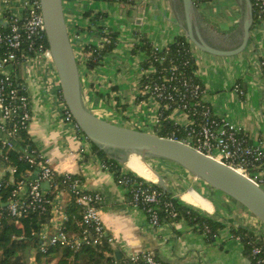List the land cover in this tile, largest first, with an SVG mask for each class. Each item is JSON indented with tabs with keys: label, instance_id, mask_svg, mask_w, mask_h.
I'll return each mask as SVG.
<instances>
[{
	"label": "crops",
	"instance_id": "1",
	"mask_svg": "<svg viewBox=\"0 0 264 264\" xmlns=\"http://www.w3.org/2000/svg\"><path fill=\"white\" fill-rule=\"evenodd\" d=\"M20 2L0 0V21L5 20L7 13H19ZM62 5L85 106L110 123L154 133L159 105L151 102L155 113L153 120L150 118L152 129L142 128L148 125L139 114L147 99L139 97L141 64L146 54L134 52L133 48L141 43V36L159 47L178 35L186 36L182 0H131L125 4L106 0H62ZM85 12H90L91 16L96 12H104V15L92 21ZM243 15L242 0H203L196 5L197 30L210 47L229 53L242 43ZM100 30L116 32L117 43L101 64L86 68L79 49L86 44H100ZM249 34L245 47L236 54H214L199 49L188 39L196 64L194 74L204 88L201 99L215 116L224 118L250 142L264 149V74L261 68L264 26L253 22ZM18 69V78L30 98L31 112L28 142L19 149L48 158L58 174L80 175L84 190L100 193L98 212L106 233L112 238L110 245L114 253L119 252L118 258L132 252L150 251L164 264H251L244 244L231 230L241 227L256 237H264L263 222L171 160L146 157L147 164L139 158L127 165L121 162L125 169L153 182L182 204L221 222L223 228L209 238L185 219L150 225L144 211L129 202L127 189L103 167L102 160L92 150L91 141L79 133L73 121L64 118L66 105L53 63L37 57L22 63ZM236 85L242 94L236 90ZM170 117L181 126L188 123L180 110H172ZM1 152L0 145V179L9 168ZM45 182L41 183V188L46 193L49 184ZM55 199L59 209H51V217L42 224L45 236L56 231L62 219L59 212L69 202L70 195L61 191Z\"/></svg>",
	"mask_w": 264,
	"mask_h": 264
},
{
	"label": "built area",
	"instance_id": "2",
	"mask_svg": "<svg viewBox=\"0 0 264 264\" xmlns=\"http://www.w3.org/2000/svg\"><path fill=\"white\" fill-rule=\"evenodd\" d=\"M126 1L129 3L131 0ZM253 22L264 26V0H254ZM0 26L2 27L0 30V131L3 133L0 145L2 148H11L18 138V133L27 130L31 118L29 95L24 86L18 89V84L15 85L14 80L17 78L14 74L22 63L33 58L39 57L45 62H53L49 47L44 45L47 38L39 0H21L20 12L7 13L5 20L0 21ZM163 48L164 46L152 44L150 53L146 57ZM163 59L162 55L159 61ZM184 65L188 66V62L185 61ZM261 68L264 74V59L261 60ZM192 74L191 76L185 74L176 64L162 68L159 73L154 65H149L148 68L142 69L141 79L147 75H150V78L143 83L140 79L139 95L152 97L158 101L159 106L163 103L165 108L174 103L173 110H180L188 120L185 126L176 123L177 128L183 127L187 132L185 138L179 141L236 169L256 184L263 186L264 149L250 142L244 133L231 126L224 118L213 114L211 107L201 99L204 92L201 82L194 72ZM236 90L240 94L243 93L238 85ZM159 115L158 112L156 123ZM64 118L74 122L67 107L64 109ZM74 124L79 129L76 122ZM23 156L34 168L27 173V176L15 181L13 177L15 168L8 166L7 171L9 178L11 177L9 182L13 183L14 187L4 202L6 205L0 206V216L3 212L17 217L27 211L46 212L48 209H59L55 198L59 192L65 191L81 206L80 216L75 220L77 230L74 232L65 230L63 222L67 219V215L61 210L59 214L62 219L53 234L45 236L40 230L39 237L42 240L40 250L44 251L47 246L59 245L75 251L85 245L98 244L106 234L98 212L100 193L84 190L82 179L78 175L67 172L56 173L50 166L48 158L27 151L23 152ZM121 174L123 173L115 179L116 182L127 189L129 202L144 211L150 225L157 226L161 223L162 211L172 217L175 216L173 198L165 196L164 191L153 182L141 176V179H136ZM58 175L62 177L64 187L58 189L55 198L49 199L41 188V183L44 181L50 183ZM53 186L57 189L56 183ZM204 232L207 233L209 230L206 229ZM257 238L260 240L258 243H250L249 255L253 264H264V237ZM107 241L111 243L112 238L108 237ZM139 260L142 261L141 264H164L150 251L129 253L123 257L122 264H137Z\"/></svg>",
	"mask_w": 264,
	"mask_h": 264
},
{
	"label": "trees",
	"instance_id": "3",
	"mask_svg": "<svg viewBox=\"0 0 264 264\" xmlns=\"http://www.w3.org/2000/svg\"><path fill=\"white\" fill-rule=\"evenodd\" d=\"M106 1H116L121 4L127 3L126 0ZM201 1L203 0H193L195 5ZM251 2L253 6L254 0H251ZM84 15L86 17L90 15V19L95 21L101 18L104 12H96L92 16L90 12H85ZM1 28L0 26V30ZM100 28L102 27L100 26ZM100 34L101 37L104 38V41H101L100 44H86L81 48L86 68H94L96 65L101 64L104 56L110 53L117 43L116 32L112 30H100ZM140 41L141 43L134 46L133 51H144L145 54L148 55L152 44L145 36H141ZM44 42V45L48 46L47 41L45 40ZM162 55L164 59L159 61ZM185 61L188 62V66L184 65ZM172 64L178 65L185 74L190 76L193 75L192 72L196 69L194 56L191 51V44L188 37L185 35H178L172 42L165 45L161 51L155 52L150 57L144 58L141 68L146 69L149 65H154L159 73L162 68ZM18 70L19 69H17L14 74L17 78L14 80V83L15 85L18 84V89H20L23 87V84L18 78ZM148 78H150V75L143 77L141 82L143 83L148 80ZM139 97L141 99L145 98V96L141 95H139ZM163 105L164 104L161 103L158 108L160 115L154 127V133L161 137L174 138L177 140L184 139L187 133L186 130L183 127L177 128L176 122L170 117L175 104L171 103L168 108H165ZM78 130L80 134L84 135L80 129ZM27 140V130H23L18 133V138L13 147L2 148V159L7 166H13L15 168L13 173L15 181L27 176V173L34 168L23 156V151L19 149L28 142ZM91 144L93 152L100 157L103 165L113 173L115 179L120 177V173H123L121 175L141 179V177L131 169H125L121 162L111 156L105 149L93 142H91ZM78 176L81 178L80 175ZM55 183L57 184V189L53 186ZM48 184L49 187L46 196L49 199H53L58 189L64 187V184H62V177L59 175L55 176ZM13 187L14 184L9 182V173L6 171L3 178L0 179V206L2 203L6 202ZM164 195L172 197L166 192H164ZM172 198L174 201L173 210L176 214L172 217L162 211L160 213L161 221L172 222L174 220L185 219L190 225L202 232L208 229L209 232L206 234L209 238L215 237L218 231L223 228L221 222L199 213L190 206L182 204L174 197ZM63 211L67 215V219L63 222L65 230L68 232L76 231L77 227L75 225V220L80 216L81 206L74 201L73 196H71ZM50 217V209L46 212L27 211L17 217L9 216L6 212H3L0 216V264H122L123 257H116L114 250L107 241L109 237L107 233L98 244L85 245L75 251L66 246L59 245L47 246L44 251H41L40 243L42 240L39 237V232L42 224ZM231 233L244 244L245 254L249 258L251 264H253V260L249 255L250 243H258L260 240H257L258 238L251 231L241 227L232 229ZM154 257L157 258L155 255ZM141 263L142 261L139 260L137 264Z\"/></svg>",
	"mask_w": 264,
	"mask_h": 264
},
{
	"label": "water",
	"instance_id": "4",
	"mask_svg": "<svg viewBox=\"0 0 264 264\" xmlns=\"http://www.w3.org/2000/svg\"><path fill=\"white\" fill-rule=\"evenodd\" d=\"M53 66L57 72L62 98L84 136L116 158L119 151L136 154L146 163V157L171 160L226 194L264 223V188L220 161L207 156L173 138L110 123L94 115L84 104L77 59L70 41L63 13L62 0H39ZM243 37L239 48L232 52L218 51L204 42L197 30L193 0H182L186 36L199 49L214 54H236L249 39L253 23L251 0H242ZM117 159V158H116ZM118 160V159H117ZM147 164V163H146ZM48 184V182H45ZM6 203H2L5 206ZM118 251L115 252L118 258Z\"/></svg>",
	"mask_w": 264,
	"mask_h": 264
},
{
	"label": "rangeland",
	"instance_id": "5",
	"mask_svg": "<svg viewBox=\"0 0 264 264\" xmlns=\"http://www.w3.org/2000/svg\"><path fill=\"white\" fill-rule=\"evenodd\" d=\"M149 98V99H148ZM151 102H153L154 103V105H156V104H158L159 105V103H158V101L156 100V99H154V98H152V97H147V99L143 102V105H142V108L141 109H139L140 111H139V114H140V116L141 117H145V120H147L148 122V125H143V126H141L142 128H144V129H148V130H150V129H152V121H151V119L153 120V118H151V117H153L154 115H155V113H154V110H153V106H152V103ZM156 103V104H155ZM175 110H177V109H175ZM174 110V111H175ZM183 113V112H182ZM151 118V119H150ZM144 120V121H145ZM224 194V193H223ZM226 195V194H225ZM232 199V198H231ZM238 203V202H237Z\"/></svg>",
	"mask_w": 264,
	"mask_h": 264
},
{
	"label": "bare ground",
	"instance_id": "6",
	"mask_svg": "<svg viewBox=\"0 0 264 264\" xmlns=\"http://www.w3.org/2000/svg\"><path fill=\"white\" fill-rule=\"evenodd\" d=\"M116 158L120 161V162H122V163H124V164H129L130 163V161L131 162H133V160L135 159V158H139L140 159V157L139 156H137L136 154H134V153H131V152H128V151H119L116 155ZM134 163V162H133ZM130 167V166H129ZM131 168V167H130Z\"/></svg>",
	"mask_w": 264,
	"mask_h": 264
}]
</instances>
